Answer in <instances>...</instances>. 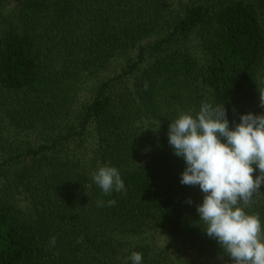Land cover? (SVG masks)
Here are the masks:
<instances>
[{
    "label": "trees",
    "instance_id": "trees-1",
    "mask_svg": "<svg viewBox=\"0 0 264 264\" xmlns=\"http://www.w3.org/2000/svg\"><path fill=\"white\" fill-rule=\"evenodd\" d=\"M260 96L264 0H0V264H231L168 126L208 102L231 127ZM247 211L264 230V196Z\"/></svg>",
    "mask_w": 264,
    "mask_h": 264
},
{
    "label": "clouds",
    "instance_id": "clouds-1",
    "mask_svg": "<svg viewBox=\"0 0 264 264\" xmlns=\"http://www.w3.org/2000/svg\"><path fill=\"white\" fill-rule=\"evenodd\" d=\"M260 107L264 108V96H260ZM167 137L174 155L186 165L180 183L199 186L203 193L196 211L207 226V236L218 242L231 264H264L261 219L259 213L247 211L254 197L264 196V113L243 114L230 127L223 103L203 102L195 115L184 112L170 122ZM92 179L104 196L125 189L114 166H101ZM115 204L113 199L97 201V207ZM56 239L50 237L49 247H55ZM128 259L142 264L143 254L132 252Z\"/></svg>",
    "mask_w": 264,
    "mask_h": 264
}]
</instances>
